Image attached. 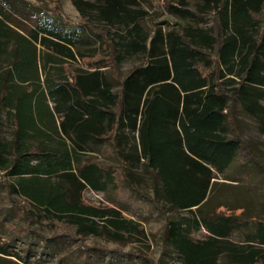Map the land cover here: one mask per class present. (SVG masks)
Masks as SVG:
<instances>
[{"label": "trees", "instance_id": "trees-1", "mask_svg": "<svg viewBox=\"0 0 264 264\" xmlns=\"http://www.w3.org/2000/svg\"><path fill=\"white\" fill-rule=\"evenodd\" d=\"M141 1L72 0L82 19L73 23L59 2L25 15L16 0H0V171L7 192L30 213L75 226L78 236L143 241L144 228L123 214H131L123 201L94 206L83 192L120 185L138 191L147 179L149 201L172 214L163 229L171 264H216L222 255L264 264V223L246 231L247 222L218 211L221 204L208 208L218 175L236 160L239 167L254 160L236 107L264 135V0H163L176 21L156 26L148 25ZM24 18L31 20L26 29ZM130 58L137 63L121 76L120 64ZM243 232L244 242L231 239ZM22 236L27 253L36 240L47 246L48 238ZM78 251L80 264L140 258Z\"/></svg>", "mask_w": 264, "mask_h": 264}, {"label": "rangeland", "instance_id": "rangeland-1", "mask_svg": "<svg viewBox=\"0 0 264 264\" xmlns=\"http://www.w3.org/2000/svg\"><path fill=\"white\" fill-rule=\"evenodd\" d=\"M16 1L20 4L17 8L19 14L31 15L40 10L35 5L41 4L48 7L55 6L59 2L62 13L70 22L80 23L82 20L72 0ZM162 1H141L142 6L148 9L151 16L147 21L149 26L161 25L166 20L176 21L174 17L166 14ZM30 22V19L24 18L20 25L26 29L30 26ZM136 63L137 59L125 60L120 64L119 74L123 76ZM235 115L240 131L254 153V160L247 162L243 167H239V161L236 160L225 175H218L215 179L216 184L208 196V208L221 204L217 208L219 212L238 216L247 222L246 231H253L257 223H264V171L262 169L264 135L258 131L255 122L240 108L236 107ZM8 132L9 127L5 125L3 134L8 136ZM93 155L97 160H105L102 152H93ZM151 196L147 179L138 185V191L130 192L121 185L117 189L110 188L107 192L86 189L83 192V200L94 206H118L117 203L123 201L122 204L131 211L129 214L127 209L123 210V214L141 224L147 240L117 241L96 234L78 236L75 234V226L69 223L55 221L45 214L30 213L26 202L7 192L6 178L0 171V242L6 247L5 253H7L0 252V264H80L78 250L87 247L116 251L122 255L137 254L140 256L138 264H171L174 261V252L163 240V229L166 218L171 217L172 214L154 206L149 201ZM201 231L203 232L202 229ZM27 232L37 234L40 238H48L47 246H41L36 240L27 253V239L22 238V235ZM202 232L195 233L194 237H201ZM54 236L63 237L58 242L53 241ZM231 239L236 243H242L245 241V232L233 234ZM20 256L25 257L28 262ZM216 264L238 263L222 255L217 259Z\"/></svg>", "mask_w": 264, "mask_h": 264}]
</instances>
